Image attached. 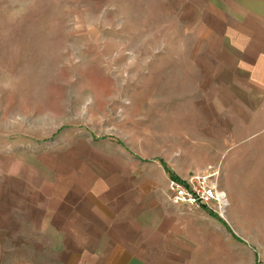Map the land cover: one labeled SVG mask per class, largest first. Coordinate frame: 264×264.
<instances>
[{"label": "rangeland", "instance_id": "374dc122", "mask_svg": "<svg viewBox=\"0 0 264 264\" xmlns=\"http://www.w3.org/2000/svg\"><path fill=\"white\" fill-rule=\"evenodd\" d=\"M192 21L179 23L175 0H0L10 178H70L138 206L168 195L164 167L181 178L212 169L220 183L222 124L211 128L199 106L210 91L193 64ZM228 228L244 255L245 237Z\"/></svg>", "mask_w": 264, "mask_h": 264}, {"label": "crops", "instance_id": "0c3cea01", "mask_svg": "<svg viewBox=\"0 0 264 264\" xmlns=\"http://www.w3.org/2000/svg\"><path fill=\"white\" fill-rule=\"evenodd\" d=\"M175 2L179 23L193 20V64L208 76L199 106L211 128L222 124L224 220L166 195L138 206L70 178H10L17 162L0 156V264H248L250 254L264 264V0ZM229 225L245 237L244 255Z\"/></svg>", "mask_w": 264, "mask_h": 264}, {"label": "built area", "instance_id": "2783aa9c", "mask_svg": "<svg viewBox=\"0 0 264 264\" xmlns=\"http://www.w3.org/2000/svg\"><path fill=\"white\" fill-rule=\"evenodd\" d=\"M217 177L218 172L210 169L183 180L169 179L168 202L174 206H185L190 209L205 208L223 217L227 202L218 188Z\"/></svg>", "mask_w": 264, "mask_h": 264}, {"label": "trees", "instance_id": "16d2710c", "mask_svg": "<svg viewBox=\"0 0 264 264\" xmlns=\"http://www.w3.org/2000/svg\"><path fill=\"white\" fill-rule=\"evenodd\" d=\"M172 179H176L175 177H173ZM176 180H178V179H176Z\"/></svg>", "mask_w": 264, "mask_h": 264}]
</instances>
